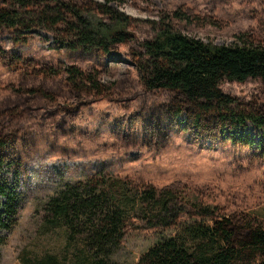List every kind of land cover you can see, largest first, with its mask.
Masks as SVG:
<instances>
[{
  "label": "trees",
  "instance_id": "1",
  "mask_svg": "<svg viewBox=\"0 0 264 264\" xmlns=\"http://www.w3.org/2000/svg\"><path fill=\"white\" fill-rule=\"evenodd\" d=\"M124 1L0 0V31L11 33L15 44L27 46L31 33L41 30L52 36L59 52L85 51L103 58L119 48H129L128 57L142 89L139 119L151 125L155 134L158 131L165 137L161 129L167 124L199 137L215 140L222 135L234 145H253L254 141L239 131L252 125L264 132L262 37L244 34L232 46L208 45L181 32L192 16L200 17L199 8L181 6L168 14L162 12L159 21L151 22L133 19L113 7ZM229 1L204 0V5L213 12L216 5ZM206 19L214 28L224 26L214 15ZM0 64L5 67L0 69L1 249L7 244L6 234L18 223L23 201L3 175L6 168L15 165L7 151L20 143L25 147L33 142L39 145V138L42 142L47 136L65 137L69 115L88 103L121 94L125 86L119 81L104 83L98 69L63 63L56 56L38 62L0 48ZM250 81L258 82L261 89L246 98L223 89L225 83ZM121 183L105 181V189L99 193L101 184L93 180L85 187V196L67 188L48 203L50 224L56 226L60 219L72 216L88 220L89 245L98 254H108L122 244L131 223L123 211L127 197ZM179 191L173 185L144 194L148 206L140 213L150 228L175 227L176 236L152 247L137 264H264V221L243 211L211 218L208 210H202L203 220L181 225L174 204ZM24 264L56 261L50 257Z\"/></svg>",
  "mask_w": 264,
  "mask_h": 264
},
{
  "label": "rangeland",
  "instance_id": "2",
  "mask_svg": "<svg viewBox=\"0 0 264 264\" xmlns=\"http://www.w3.org/2000/svg\"><path fill=\"white\" fill-rule=\"evenodd\" d=\"M204 4V0H125L113 7L133 19L151 22L159 21L162 12L168 14L181 6L199 8L200 17L191 15L189 24L181 29L191 39L216 47L235 45L244 34L260 35L264 40V0H230L216 5L213 12ZM213 15L222 21L223 28L208 24L206 18ZM30 38L29 45H17L11 33L0 31V48L38 62L56 56L63 63L98 69L104 83L119 81L125 91L88 103L69 115L65 137L47 136L42 142L39 138V145L33 142L25 147L20 143L7 151L15 165L6 168L3 175L23 201L18 223L6 234L7 244L0 249V264L42 262L50 257L56 264H137L152 247L176 236L175 227L151 229L140 213L148 206L146 192L157 193L173 185L180 190L174 204L181 225L203 220L202 210H208L211 218L243 211L264 221V132L252 125L239 131L254 141L251 146L234 145L222 135L215 140L199 137L167 124L162 126V137L139 119L142 89L128 57L129 48H119L103 58L85 51L59 52L52 36L41 30H34ZM223 89L246 98L261 86L250 81L225 83ZM181 127H185L183 119ZM93 180L101 184L99 193L105 189V181H120L126 187L123 211L131 223L122 244L108 254H98L89 245L88 220L72 216L60 219L56 226L49 222L51 199L69 187L85 196V187Z\"/></svg>",
  "mask_w": 264,
  "mask_h": 264
}]
</instances>
